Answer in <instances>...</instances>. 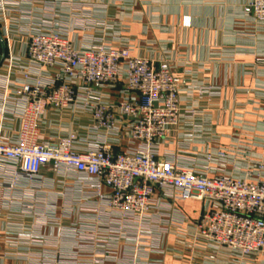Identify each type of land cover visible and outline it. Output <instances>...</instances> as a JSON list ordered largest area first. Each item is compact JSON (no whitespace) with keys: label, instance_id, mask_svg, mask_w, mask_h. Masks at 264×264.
Masks as SVG:
<instances>
[{"label":"built area","instance_id":"2783aa9c","mask_svg":"<svg viewBox=\"0 0 264 264\" xmlns=\"http://www.w3.org/2000/svg\"><path fill=\"white\" fill-rule=\"evenodd\" d=\"M104 7L0 0V20L17 15L28 59L7 57L0 67L5 254L24 264H165L166 238L177 230L181 247L197 253L204 243L210 264L219 250L240 262L264 258V160L254 153L264 137L198 147L201 125L182 128L183 118L195 116L181 105L193 85L167 60L155 64L131 45L93 36L101 23L92 14ZM65 11L72 25L63 22ZM245 12L264 22V0H251ZM195 90L200 97L217 91ZM70 107L90 116L88 134L44 137L47 111ZM186 200L203 203L190 240L177 208Z\"/></svg>","mask_w":264,"mask_h":264},{"label":"crops","instance_id":"0c3cea01","mask_svg":"<svg viewBox=\"0 0 264 264\" xmlns=\"http://www.w3.org/2000/svg\"><path fill=\"white\" fill-rule=\"evenodd\" d=\"M75 1L105 6L92 14L94 21L101 23L91 31L93 36L113 45H131L133 55L155 64L167 60L173 65L175 75L193 85L194 91L181 94V105L183 110L194 109L195 116L193 120L183 118L182 128L184 132H191V121L201 125L198 147H235L247 137H264V22H256L246 14L245 7L251 0ZM66 12H62L66 18L63 22L72 25L73 19ZM15 18L17 15H10L7 23L0 20V34L6 45L2 58L0 43V67L7 57L28 65L25 36L13 24ZM6 26L10 29V40L4 38ZM72 36L79 45L82 32H74ZM208 86L215 87L216 94L200 97L196 87ZM89 125V115L70 107L49 109L40 122V129L44 137L70 132L85 136ZM15 127H19L18 121ZM254 149L264 160V143ZM236 160L245 163L240 153ZM177 208L182 214L178 217L187 218L182 224L190 240L203 203L179 201ZM176 232L166 238L165 264H210L206 262L209 253L204 243H200L195 253L181 247ZM7 249L0 243V264H24L5 254ZM219 251L214 264H264L262 257L253 263L240 262ZM194 254L196 259L192 261Z\"/></svg>","mask_w":264,"mask_h":264},{"label":"water","instance_id":"95a60500","mask_svg":"<svg viewBox=\"0 0 264 264\" xmlns=\"http://www.w3.org/2000/svg\"><path fill=\"white\" fill-rule=\"evenodd\" d=\"M0 43H1V45H2V49H3V53H2V58H3V56H4V54H5L6 45H5L4 39H3V37L1 36V34H0Z\"/></svg>","mask_w":264,"mask_h":264}]
</instances>
